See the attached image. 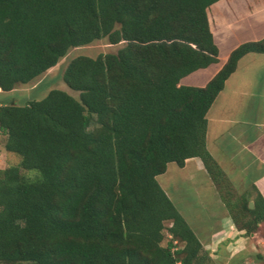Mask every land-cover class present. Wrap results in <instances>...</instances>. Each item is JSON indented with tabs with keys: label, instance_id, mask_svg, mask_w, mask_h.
Instances as JSON below:
<instances>
[{
	"label": "trees",
	"instance_id": "16d2710c",
	"mask_svg": "<svg viewBox=\"0 0 264 264\" xmlns=\"http://www.w3.org/2000/svg\"><path fill=\"white\" fill-rule=\"evenodd\" d=\"M216 1L0 0L1 91L71 48L123 43L67 62L61 78L78 97L53 88L0 104L4 149L20 158L0 170V263L215 264L156 177L197 157L214 184L230 183L206 147V113L238 60L264 53V36L232 49L204 86L180 83L218 62L207 16ZM237 199L222 196L250 234L264 196L252 208L246 193Z\"/></svg>",
	"mask_w": 264,
	"mask_h": 264
},
{
	"label": "rangeland",
	"instance_id": "374dc122",
	"mask_svg": "<svg viewBox=\"0 0 264 264\" xmlns=\"http://www.w3.org/2000/svg\"><path fill=\"white\" fill-rule=\"evenodd\" d=\"M229 9H231V11ZM233 15H235V17ZM208 17L210 19V23H214L215 21L212 29L216 28L217 34L219 35L217 36L214 34L213 36L216 40V43L218 44L219 55L221 56L219 57V63L222 61V55H224V53L228 51L230 47H236L246 39H259V37L263 35L264 0L216 1L215 4L213 3L208 8ZM122 45L123 43L110 44L105 38H102L89 45L71 48L69 52L64 57H62L54 67L49 68L47 71L43 72L32 81L26 84H19L14 89H12V91H0V104H23L30 99H39L43 97L47 91L53 88L64 90L69 94L78 97V92L70 89L61 78L63 68L67 62L71 58L80 54L94 57L99 53H114ZM215 67L216 64L209 68L192 72L184 77L182 83L193 85H200L199 83H201V85H204L208 81L210 77L209 75L213 72ZM258 67L259 66L256 65V68H254L253 65L246 72H243L242 79L245 80L247 77L254 76L253 72H255L257 74L258 80H263L264 76L261 75L262 70H260L261 68ZM236 81L237 80L230 79L228 80V83L224 84L222 91L223 93L220 95L221 97H217V101H215L211 106L208 115L213 116L216 114L215 116H221L222 111L228 110L227 114H230V116L233 115V117L244 121L245 123H249V121H252L253 119L256 120V118H258L256 116V110L259 106L261 108V106L263 107L264 105V95H261L264 94L263 82L259 81L260 84H258V86H260L261 91L259 90V93L257 92L253 94L255 97L249 101L247 106L242 105L239 106V108H235V110H233L231 109V106H229L230 102L228 101L232 98V93H234V90L231 88L232 83H236ZM225 101L228 105V109ZM259 117L262 118L261 114H259ZM216 125L217 124L211 120V126L214 128ZM4 140L5 136L0 133V170L6 168L9 165H17L20 160L18 155L8 152L4 149ZM208 147L213 154V158L220 165L222 170L224 172L226 170L225 174L230 182L226 186L214 184L205 170L203 172H198L189 168L191 165H189L187 168L180 169L175 163H168L166 171L163 174L158 175L156 178L176 209L186 220L190 228L194 232L196 231L195 234L198 235L201 240L214 238V241L218 242V240L226 238L227 234L229 239L235 240V238L241 233H238L236 230L231 231L229 230L230 228H224V226H226L224 221L229 219V214L224 206L222 196H225L227 199H229L230 203L236 202L238 200L237 198L240 194L237 193L236 186L233 185L232 178L236 179L238 175L237 171L242 169L244 163L237 162L236 158L230 159V161L229 158L226 159L224 156L226 148H223L222 146H214L212 143H210L208 144ZM190 162L191 161H188V163ZM20 170L21 173L26 177H33L37 174L35 170ZM227 190H229L228 194L226 193ZM246 195L249 198V202L251 201L253 204V199L256 197L255 189L250 186ZM246 218L247 217L245 216H241V222H243ZM169 225V221L165 222L166 227ZM163 232L164 238L162 240V244H166L170 237L166 230ZM242 234L248 236L253 234L254 237L252 239L254 240L253 242L256 246L255 249V247L251 246L250 242L246 240L243 251L246 253L249 251V255H252V257L249 259V261H247L245 260V256L242 255L244 256L243 260L247 261L245 264H264V220L254 226L253 232L250 234H247L244 231ZM237 244L238 243L236 242L233 243V247H231L230 251L237 250L235 249ZM176 245L180 246L181 243L178 242ZM257 254H259V257ZM236 258L237 256L234 258V260L239 261ZM211 259L215 264H226V262H228V259H221L218 257L216 259ZM0 264L32 263L16 262Z\"/></svg>",
	"mask_w": 264,
	"mask_h": 264
},
{
	"label": "crops",
	"instance_id": "0c3cea01",
	"mask_svg": "<svg viewBox=\"0 0 264 264\" xmlns=\"http://www.w3.org/2000/svg\"><path fill=\"white\" fill-rule=\"evenodd\" d=\"M229 10L231 11V9ZM207 16H208V9H207ZM233 16L235 17V15ZM208 21H209L210 30L213 36L214 34L219 36L217 34L216 28L212 29V26L215 24V21L214 23L213 22L210 23L209 17H208ZM263 36H264V33L262 36L259 37V39L262 38ZM214 41L216 43L215 38H214ZM245 41H251V40L246 39L243 42ZM216 45L218 47L217 43ZM234 48L235 47H230L228 51H226L224 55H222L221 62L212 63L208 65L207 67H205V68H209L216 64V67L214 68L213 72L209 75L210 76L209 79L222 67V65L227 60L229 53ZM219 57L221 56L219 55V48H218V61H219ZM253 65H254V68H256V65L259 66L258 68H261L260 70H262L261 75L264 76V53L248 52L244 54L238 60L234 71H232V73H230V75L224 81V84H225V83H228V80L230 79L237 80L236 83H232L231 88L234 90L233 91L234 93H232V96H231L232 98L228 101L230 102L229 106H231V109L233 110H235V108H239V106H242V105L247 106V104H249V101H251V99L255 97L253 94L257 93L260 90V86H258V84H260L259 81H262L264 84V77H263V80L261 79L258 80L257 74L253 71L252 72L254 76L247 77V79L245 80L242 79L243 72H246ZM205 68H200L198 70H203ZM184 77L180 79V83L183 82ZM199 84L200 85L197 84L194 86H204L205 85V84L201 85V83ZM185 85H193V84H185ZM223 88H224V85L222 89L218 92V94L216 95L211 106L214 104L215 101H217L216 100L217 97L222 95ZM261 95L263 96L264 94H261ZM225 104H226V101H225ZM226 106L228 109L227 104ZM210 108L208 109L206 113L207 129H206L205 142H206V147L208 151L210 152L211 155H213L208 147V144L210 143H212V145L214 146H222L223 148H226V151L224 152L225 153L224 156L226 157V159L229 158V161H230V159L236 158L237 162L244 163V166L242 167V169L237 171L238 175L236 179L232 178L233 185L236 186V191L238 194L248 193L249 187L251 186L255 189L256 193H260L264 196V105L263 107L261 106V108L259 106L256 110V116L258 118H256V120L253 119L252 121H249V123H245L244 121L238 120L235 117H233V115L230 116V114H227L228 110L222 111L221 116L220 115L215 116L216 114H214L213 116H210L208 115ZM259 114H261L263 119L259 117ZM211 120L217 124L214 128L211 126ZM188 161H191V162L188 163ZM189 165L192 166V167L190 166L189 168L194 169L198 172H201V171L203 172L205 170L201 160L197 157L186 159L184 162V165L182 167H179V166L178 167L180 169L181 168L183 169V168H187ZM228 218H229L228 220L224 221L226 225L224 226V228L225 229L230 228L229 230L231 231L236 230L238 233H241L239 236L235 238V240L229 239L228 234L226 235V238L218 240V242L216 241L217 243L214 241V238L212 239L208 238V239L201 240L198 237V235L197 237L201 241L203 247L208 251L211 258L216 259L218 257L221 259H228L227 260L228 262H226V264H245V262L249 261L252 255H249L250 254L249 251L248 253L243 251V249L245 248L244 245L247 240L250 242L251 246L255 247L256 249L255 243L253 242L254 240L252 239L254 236L253 234L249 236L242 234L243 230H240L236 226H234V223L230 216ZM219 242H220V245H219ZM235 242L238 243L236 246L237 248L235 247V249L237 250L230 251L231 247H233L232 244ZM242 255L245 256V260L247 261L243 260L244 256ZM236 256H237L236 259H238L239 261L234 260Z\"/></svg>",
	"mask_w": 264,
	"mask_h": 264
},
{
	"label": "water",
	"instance_id": "95a60500",
	"mask_svg": "<svg viewBox=\"0 0 264 264\" xmlns=\"http://www.w3.org/2000/svg\"><path fill=\"white\" fill-rule=\"evenodd\" d=\"M248 205H249V207H250V208H252V207H253V204H252V202H251V201L249 202V204H248Z\"/></svg>",
	"mask_w": 264,
	"mask_h": 264
}]
</instances>
